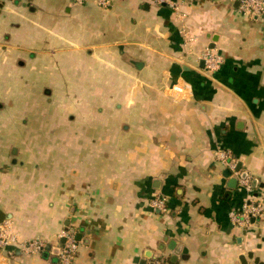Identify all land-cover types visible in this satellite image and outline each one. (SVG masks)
Segmentation results:
<instances>
[{
	"label": "crops",
	"instance_id": "0c3cea01",
	"mask_svg": "<svg viewBox=\"0 0 264 264\" xmlns=\"http://www.w3.org/2000/svg\"><path fill=\"white\" fill-rule=\"evenodd\" d=\"M217 149L264 183V14L238 0H0V210L45 243L0 250V264H61L66 229L71 264L264 261V213L231 222L246 191ZM252 194L264 206V184Z\"/></svg>",
	"mask_w": 264,
	"mask_h": 264
},
{
	"label": "built area",
	"instance_id": "2783aa9c",
	"mask_svg": "<svg viewBox=\"0 0 264 264\" xmlns=\"http://www.w3.org/2000/svg\"><path fill=\"white\" fill-rule=\"evenodd\" d=\"M159 2V0H151ZM97 5L100 7H107L110 4V0H96ZM238 10L243 15H263L264 14V0H238ZM204 67L208 72H213L218 69L222 63V56L214 52L211 49H206L201 56ZM215 158L227 168L230 173L237 179V185L242 187L246 191V195L243 198V202L238 211H234L230 214V220L237 226H247L252 219L263 216L264 206L258 201V199L252 194L253 188L250 185L251 178L247 175L241 176L243 173L237 167V159L232 156L230 151L225 149H217L214 152ZM165 198L161 196H155L151 199V206L153 209L160 211L166 210ZM59 236L63 239L62 245L58 248V259L61 264H71L76 254L78 243L74 237V234L69 230H62ZM8 247H16L21 252L27 255L39 254L45 247L43 240L34 238L30 240L21 239L11 227L9 221L0 222V250ZM153 264H159L158 261H154Z\"/></svg>",
	"mask_w": 264,
	"mask_h": 264
},
{
	"label": "water",
	"instance_id": "95a60500",
	"mask_svg": "<svg viewBox=\"0 0 264 264\" xmlns=\"http://www.w3.org/2000/svg\"><path fill=\"white\" fill-rule=\"evenodd\" d=\"M237 167H239V164L237 165ZM229 174H230V171L228 170L227 176ZM245 175H246L245 172H243L241 174L242 177H244ZM263 184H264L263 182H258L257 178H253L250 181V185H251L252 188H255L257 186L261 187V186H263ZM236 185H237L236 177H231L230 178V182L228 183V187L234 188V187H236ZM6 217H9V215L8 214L5 215V213H3V211L0 210V222L5 220ZM239 258H240L241 261H245V264H249L246 260L252 261V264H264V261H262L260 259V255H255L254 251H247L246 253L241 254Z\"/></svg>",
	"mask_w": 264,
	"mask_h": 264
}]
</instances>
